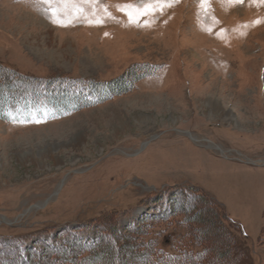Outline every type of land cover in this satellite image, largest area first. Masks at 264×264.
Here are the masks:
<instances>
[{
  "label": "rangeland",
  "instance_id": "rangeland-1",
  "mask_svg": "<svg viewBox=\"0 0 264 264\" xmlns=\"http://www.w3.org/2000/svg\"><path fill=\"white\" fill-rule=\"evenodd\" d=\"M101 2L114 19L61 26L0 0V84L54 98L0 118V264L113 230L264 264V5L179 0L138 27L114 7L129 0Z\"/></svg>",
  "mask_w": 264,
  "mask_h": 264
},
{
  "label": "trees",
  "instance_id": "trees-1",
  "mask_svg": "<svg viewBox=\"0 0 264 264\" xmlns=\"http://www.w3.org/2000/svg\"><path fill=\"white\" fill-rule=\"evenodd\" d=\"M140 78V72H138V74H131L129 76H126V78L122 79L120 82H116L115 87H118L116 95L122 93L124 94L128 92L130 88H132V86L126 82L127 80L131 79V81L135 83L139 81ZM13 83L15 84L14 81ZM1 84V91L5 92L0 99L1 119H6L5 109L7 107V104H12L15 101L23 103H30L32 101V103H37L46 99L48 101L51 100L52 102H54L53 97L50 98V96L45 95L43 87L41 86H36L33 89H30V87L28 86L29 89L26 91L19 89L16 86L11 87L9 86L10 84L6 82H3ZM89 88L90 90L94 89V87H92V84ZM212 218L216 219L214 216H212L209 218V220L204 221L203 224L213 226ZM134 232L136 231L134 230L133 232L128 233V236H125L121 234V232L118 233L113 230V233L109 232L107 235L103 236H108L110 238V241L100 236L96 240L88 243L81 241H68L67 239H63L60 243H57L58 245L54 247L46 244L35 249L31 244V248L27 249L26 260L20 258L21 256H19V260L18 262H16V264H200L199 259L205 255L204 250L193 253L188 252L186 249L180 253H177L176 255L167 254L159 248L156 240H138L139 238L134 235ZM128 242L129 246L127 248L130 251H125V258L122 255L123 253L121 254V251L123 248H125V245ZM110 244L114 245L115 252H112V255L110 253V255H105L104 251L108 249V245ZM39 249L46 252H41ZM33 250L35 251V254L32 253ZM29 252L31 254L30 256L28 255ZM51 255H53L52 260L49 259V256ZM227 257L228 256L225 253L223 255V258L225 259ZM2 264L11 263L7 262Z\"/></svg>",
  "mask_w": 264,
  "mask_h": 264
},
{
  "label": "snow or ice",
  "instance_id": "snow-or-ice-1",
  "mask_svg": "<svg viewBox=\"0 0 264 264\" xmlns=\"http://www.w3.org/2000/svg\"><path fill=\"white\" fill-rule=\"evenodd\" d=\"M34 4L43 8L48 18L61 26L71 23L72 19L83 18L88 23L102 24L104 18L114 19L108 6L101 0H33ZM179 0H129L127 3L114 5L118 12L123 13L129 24L138 27H150L156 14L163 12L178 3ZM231 3L243 4L245 0H230ZM250 5H264V0H247ZM201 8L207 7V0H200ZM102 12V15L100 13ZM259 20L253 23H259ZM247 25H244L246 27ZM211 31V28L207 29ZM107 35V33L105 34Z\"/></svg>",
  "mask_w": 264,
  "mask_h": 264
}]
</instances>
